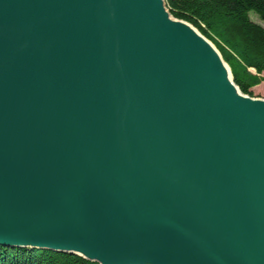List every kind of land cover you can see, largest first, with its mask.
Listing matches in <instances>:
<instances>
[{
	"label": "water",
	"instance_id": "95a60500",
	"mask_svg": "<svg viewBox=\"0 0 264 264\" xmlns=\"http://www.w3.org/2000/svg\"><path fill=\"white\" fill-rule=\"evenodd\" d=\"M204 38L165 0H0V247L264 264V99Z\"/></svg>",
	"mask_w": 264,
	"mask_h": 264
},
{
	"label": "trees",
	"instance_id": "16d2710c",
	"mask_svg": "<svg viewBox=\"0 0 264 264\" xmlns=\"http://www.w3.org/2000/svg\"><path fill=\"white\" fill-rule=\"evenodd\" d=\"M170 13L193 25L211 41L230 66L245 95L264 82V0H166ZM0 264H99L79 256L47 250L0 247Z\"/></svg>",
	"mask_w": 264,
	"mask_h": 264
},
{
	"label": "bare ground",
	"instance_id": "6f19581e",
	"mask_svg": "<svg viewBox=\"0 0 264 264\" xmlns=\"http://www.w3.org/2000/svg\"><path fill=\"white\" fill-rule=\"evenodd\" d=\"M170 24H172V25H178V26H183V27H187L189 30H191V31H193V33H196V34H198V32L195 30V29H193L191 26H189V25H186V24H184V23H182V22H180V21H177V20H175V19H172L171 17H169V21H168ZM205 39V38H204ZM210 45H212L211 44V42H209L207 39H205ZM224 69H225V75H226V78L227 79H229V80H231V75H230V70H229V68H228V66L225 64L224 65ZM232 86H233V90H234V94L236 95V97H238V98H244L245 96L244 95H242V93L241 92H239V90H238V88L236 87V85L235 84H232ZM259 100H262V98H259ZM26 250V249H25ZM146 264H153V263H146Z\"/></svg>",
	"mask_w": 264,
	"mask_h": 264
},
{
	"label": "rangeland",
	"instance_id": "374dc122",
	"mask_svg": "<svg viewBox=\"0 0 264 264\" xmlns=\"http://www.w3.org/2000/svg\"><path fill=\"white\" fill-rule=\"evenodd\" d=\"M165 2H166V0H165ZM249 16L252 19V21H254L256 23H259V24H262L264 26V21L261 20V18L258 16V14H256L255 12H250V15ZM209 42H211V41H209ZM263 77H264V74H263ZM252 92H253V96L248 95L249 97H251V98H262V99H264V82L262 84L256 86L255 88H253L252 89Z\"/></svg>",
	"mask_w": 264,
	"mask_h": 264
},
{
	"label": "crops",
	"instance_id": "0c3cea01",
	"mask_svg": "<svg viewBox=\"0 0 264 264\" xmlns=\"http://www.w3.org/2000/svg\"><path fill=\"white\" fill-rule=\"evenodd\" d=\"M262 25V24H261ZM263 26V25H262ZM264 27V26H263ZM263 83V82H262Z\"/></svg>",
	"mask_w": 264,
	"mask_h": 264
}]
</instances>
